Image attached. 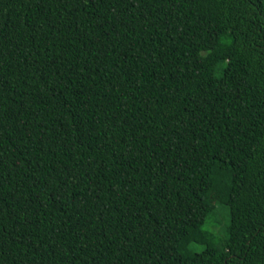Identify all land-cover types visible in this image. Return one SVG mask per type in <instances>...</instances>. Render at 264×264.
<instances>
[{
	"label": "trees",
	"instance_id": "obj_1",
	"mask_svg": "<svg viewBox=\"0 0 264 264\" xmlns=\"http://www.w3.org/2000/svg\"><path fill=\"white\" fill-rule=\"evenodd\" d=\"M0 264H264V0H0Z\"/></svg>",
	"mask_w": 264,
	"mask_h": 264
},
{
	"label": "rangeland",
	"instance_id": "obj_2",
	"mask_svg": "<svg viewBox=\"0 0 264 264\" xmlns=\"http://www.w3.org/2000/svg\"><path fill=\"white\" fill-rule=\"evenodd\" d=\"M220 216H221V219H220L221 220L220 221L221 224H220L219 228L223 230L224 226L227 225V223H228L229 220L227 221V219H225L222 215H220Z\"/></svg>",
	"mask_w": 264,
	"mask_h": 264
}]
</instances>
